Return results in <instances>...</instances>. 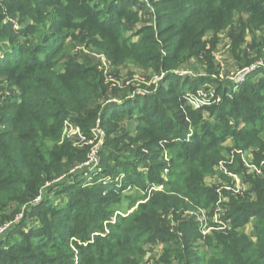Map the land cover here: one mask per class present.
I'll return each mask as SVG.
<instances>
[{
    "label": "trees",
    "instance_id": "obj_1",
    "mask_svg": "<svg viewBox=\"0 0 264 264\" xmlns=\"http://www.w3.org/2000/svg\"><path fill=\"white\" fill-rule=\"evenodd\" d=\"M149 1L153 24L137 0H0V225L12 221L0 264H264V176L238 162L249 187L223 191L224 229L210 220L218 194L208 184L226 178L214 167L232 148L264 158V67L234 90L215 87L218 102L193 109L184 99L216 86L214 51L228 26L236 67L264 63V0ZM76 45L110 67L165 74L154 91L125 98L132 87L111 85ZM191 62L205 74L170 72ZM66 118L86 138L97 119L104 130L91 182L74 169L86 145L61 140Z\"/></svg>",
    "mask_w": 264,
    "mask_h": 264
},
{
    "label": "built area",
    "instance_id": "obj_2",
    "mask_svg": "<svg viewBox=\"0 0 264 264\" xmlns=\"http://www.w3.org/2000/svg\"><path fill=\"white\" fill-rule=\"evenodd\" d=\"M134 9L138 10L141 13L143 21L146 20L152 24L154 23L153 22L154 7L152 6L149 0H137L136 6L134 7ZM140 25H142V22H139V24H137L135 28L139 27ZM106 63L108 65H106ZM99 65L107 81H110L107 78V74L109 73V70L111 68L109 63L105 59ZM258 66L264 67V63H262L260 60H256L249 65L235 67L233 70H230L228 72V73H232V71L236 72V73H233V74H236V78L234 79H231V77L229 78L227 76L221 75L222 72L220 71V69H218L217 73L211 74L210 78H216L218 79L217 81H220V76L226 78V80L228 78L231 81H226V82L228 83L230 88L234 90L236 89L237 86H239L246 79L247 75L250 74ZM170 72H172L173 74L177 76L188 75L190 77L205 74L203 71L202 73L200 72L196 73L191 68L183 70L181 67L172 69ZM164 74L165 72H161L159 75L154 73V78L157 77L158 80H161ZM151 81H152L151 79H146L145 82L140 81V83H144L147 85V83H150ZM138 87L143 88L140 86H136L135 88H138ZM201 90L204 93H202L199 89L197 91L196 90L187 91L184 94L185 104L188 107L197 109L203 105H210L212 103L219 101L220 99L219 95H216L215 89L212 90L211 88H209L208 84L203 85V89ZM132 91L125 98L133 97L135 94H133ZM142 91H143L142 94H138V95L147 94V91H144V90ZM108 101H114L115 103H120L122 101V98L115 97ZM188 136L189 134L187 135V137ZM104 137H105V133H104V130L99 125V119H97L96 124L90 129V137L88 139L83 134L81 129L78 126L73 124L71 119L66 118L63 121L61 140L63 141L65 139L66 141L70 142L72 146H75V147L82 146V144L86 145L87 152H86L85 160L82 163L76 165L74 169H78V168L84 169L86 171L85 176H86L87 182H91L93 180L92 178L98 175V173L100 172V168L98 166L99 151L104 143ZM164 159L165 161L168 160L166 151H164ZM238 162L241 165V167L244 169L245 174L251 175L254 177L264 176V158L256 162L254 158L252 157L251 153L248 151L232 148L227 153H225L224 157L218 160L214 168L216 169L217 172L224 175L226 178H221V177L214 178V181L216 182L215 185H216V192L218 194V198L214 204L213 214L210 220L220 225L216 227L219 229H224L226 227V224H224L219 218V216L226 210L221 205V202L223 201V191L226 190V191H230L237 195H242L243 192L246 190V188L249 187L248 181L244 180L242 174L235 170V168L238 166ZM98 181H101L103 184H107L109 181H111V179L108 177H102V178H99ZM39 200H40V195L36 196L33 202H38ZM187 213L191 214L192 211L187 212ZM195 214L197 217V221L199 222V225L201 226L202 233L210 234L212 229H214L215 227L210 225V223H208L210 220L207 217L205 211L197 210ZM7 226L8 224H4L2 227H0V231L2 229H6Z\"/></svg>",
    "mask_w": 264,
    "mask_h": 264
},
{
    "label": "rangeland",
    "instance_id": "obj_3",
    "mask_svg": "<svg viewBox=\"0 0 264 264\" xmlns=\"http://www.w3.org/2000/svg\"><path fill=\"white\" fill-rule=\"evenodd\" d=\"M136 25L133 26V28H135ZM132 28V29H133ZM81 49V53L83 54H87L94 62H97L98 64H101L103 60H105V57L104 55L99 52L98 50H96L95 48H87V47H81V45H76L75 46V50H79ZM1 54V52H0ZM106 65H108L106 63ZM181 68L183 70H186V69H193L194 72L196 73H202L201 71V68L199 65H197V63H194V62H191L189 65H183L181 66ZM233 70V69H232ZM149 70H146L144 69L143 67L139 66V65H136V64H133L132 62H125L121 65H118V66H112L109 70V73L107 74V78L108 81L111 85L114 83L117 85V88L118 89H121V88H126V87H132V90L136 87V85L138 83H140V81H144L146 79H151L152 81L150 83H147V87L145 88H135L132 92L133 94L135 95H138V94H142V90L144 91H147V94L154 91L156 86L158 85L159 81L161 82V80H158L157 77L154 78V74H152V72H148ZM230 71V70H229ZM229 71H227L225 73V71H221V75L223 76H227V77H231V79H234L236 78V74H233V73H236L234 71H232V73H228ZM191 75V74H190ZM212 79V78H211ZM226 81H231L230 79L227 78H224L222 76H220V81H218L216 83V86L215 84H208L209 88H211L212 90L215 89V87H219L221 86V83L223 84H227L228 83ZM204 93L201 89H203V86L201 87H198L196 89L199 90ZM195 93V92H194ZM90 136H87V139L89 138ZM65 140V139H64ZM66 141V140H65ZM84 144H82V146H78V148H81L83 147ZM208 184H212V185H215L216 182L213 180V181H208ZM57 203H60L59 201H57ZM124 207V206H123ZM125 209H119L118 212L121 213V214H125L124 211ZM130 211V210H129ZM128 211V212H129ZM189 215V214H188ZM186 215L183 213L182 214V217H185ZM20 218V213H18L16 215V218L15 219H19ZM12 222V221H11ZM11 222H5L4 224H8L10 225ZM4 224L0 225V227H2ZM7 228V227H6ZM5 229H2L0 231V235L4 232ZM244 231H247V227L244 228Z\"/></svg>",
    "mask_w": 264,
    "mask_h": 264
},
{
    "label": "crops",
    "instance_id": "obj_4",
    "mask_svg": "<svg viewBox=\"0 0 264 264\" xmlns=\"http://www.w3.org/2000/svg\"><path fill=\"white\" fill-rule=\"evenodd\" d=\"M241 18L242 20H245L246 14L242 13ZM230 30L231 27L228 26L220 32L218 35L217 46L214 51V63L220 71H225V73L237 66L229 50L228 33ZM246 38H249V35H247Z\"/></svg>",
    "mask_w": 264,
    "mask_h": 264
}]
</instances>
